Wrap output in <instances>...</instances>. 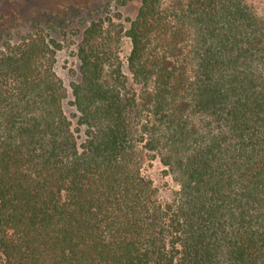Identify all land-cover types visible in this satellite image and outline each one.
<instances>
[{
    "label": "trees",
    "instance_id": "trees-1",
    "mask_svg": "<svg viewBox=\"0 0 264 264\" xmlns=\"http://www.w3.org/2000/svg\"><path fill=\"white\" fill-rule=\"evenodd\" d=\"M126 18L130 77L102 18L80 33L81 143L55 25L0 46V264H264V0H139ZM166 22L189 35L180 82L156 46Z\"/></svg>",
    "mask_w": 264,
    "mask_h": 264
},
{
    "label": "rangeland",
    "instance_id": "rangeland-1",
    "mask_svg": "<svg viewBox=\"0 0 264 264\" xmlns=\"http://www.w3.org/2000/svg\"><path fill=\"white\" fill-rule=\"evenodd\" d=\"M138 1L134 0L121 6L119 0H0V46L7 39L18 42L24 34L33 32L38 26L47 27L52 23L55 25L56 37L61 41L62 47L56 54L54 69L67 88L68 96L64 102V110L72 122L79 143L84 139V128L80 127L81 130L77 131L79 113L71 103V83L79 79L76 50L80 33L92 20L102 18L105 21V29L111 34V45L115 54L123 63L124 72L130 77L127 57L131 43L123 33L128 26L126 17L135 15ZM181 2L182 0H163V5L167 8L176 7ZM120 25L123 32L117 36L113 27L117 30L121 28ZM188 38V33L175 30L171 22H166L156 44L164 56L165 65L174 70L176 82L188 76L187 66L179 62ZM130 88L138 95L141 94L139 86L130 85ZM150 97L148 92L144 100H139L143 116ZM139 152L142 158V174L152 181L161 202L171 201L178 186L158 158L151 159L143 148H140Z\"/></svg>",
    "mask_w": 264,
    "mask_h": 264
}]
</instances>
